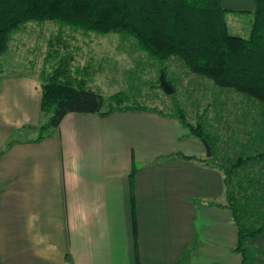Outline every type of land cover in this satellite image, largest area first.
<instances>
[{
	"label": "crops",
	"instance_id": "crops-1",
	"mask_svg": "<svg viewBox=\"0 0 264 264\" xmlns=\"http://www.w3.org/2000/svg\"><path fill=\"white\" fill-rule=\"evenodd\" d=\"M220 1L227 27L252 16L254 0ZM40 95L34 76L1 79L0 264H242L223 175L176 119L68 113L52 127Z\"/></svg>",
	"mask_w": 264,
	"mask_h": 264
},
{
	"label": "trees",
	"instance_id": "trees-1",
	"mask_svg": "<svg viewBox=\"0 0 264 264\" xmlns=\"http://www.w3.org/2000/svg\"><path fill=\"white\" fill-rule=\"evenodd\" d=\"M251 14L249 34L243 38L228 32L220 0H0V54L6 51L11 34L29 21H51L84 34L117 33L132 40L165 77L166 64L174 61L193 77L206 78L216 88L232 90L252 103L253 124L246 141L236 139L234 148L220 153L215 151L218 139L199 118L190 124L178 103L166 114L190 135L207 142L210 159L218 158L210 163L221 171L228 188L225 206L237 229L236 250L243 257L242 264H247L246 240L264 235V0H254ZM67 60V56L58 58L43 79L40 111L50 115L47 126L57 127L68 113L157 112L139 104L122 106L125 100L118 94L103 110L102 95L84 88L83 79L82 85L74 87L77 78ZM258 206L260 211H255ZM253 224L257 228L252 229ZM186 255L183 252L181 263Z\"/></svg>",
	"mask_w": 264,
	"mask_h": 264
},
{
	"label": "rangeland",
	"instance_id": "rangeland-1",
	"mask_svg": "<svg viewBox=\"0 0 264 264\" xmlns=\"http://www.w3.org/2000/svg\"><path fill=\"white\" fill-rule=\"evenodd\" d=\"M251 20L252 16L245 13L231 14L228 32L247 37ZM63 56H67L70 72L77 78L74 87L82 85L80 81L83 79L84 88L102 95L103 110H107L115 94L125 100L122 106L139 104L162 115L174 111L173 103H178L190 124H196L199 118L205 130L216 136L215 151L218 153L222 149L234 148L236 139L244 143L248 130L252 128V103L232 90L216 88L206 78L193 77L177 62L166 64V80L172 83L169 84L173 93L164 94L159 87V68L155 62L139 51L132 40L117 33L84 34L80 30L74 32L67 27L60 28L51 21L26 22L11 34L6 51L0 54V82L3 78L30 75L36 77L41 92L44 77L53 71L57 59ZM248 110H251L250 114ZM42 117H45L44 122L50 115L43 114ZM191 137L194 140L185 138V141L199 142L203 147L200 140ZM189 148L185 152L192 150V146ZM199 155L201 162L210 168V161L218 160L210 159L204 147ZM227 191L223 184L225 201ZM255 211H260L259 206ZM253 225L252 229L258 226ZM263 246L264 235L256 234L246 240L247 264H258Z\"/></svg>",
	"mask_w": 264,
	"mask_h": 264
},
{
	"label": "water",
	"instance_id": "water-1",
	"mask_svg": "<svg viewBox=\"0 0 264 264\" xmlns=\"http://www.w3.org/2000/svg\"><path fill=\"white\" fill-rule=\"evenodd\" d=\"M158 82H159V87L161 88L164 94L171 95L173 93V89L171 85L167 82L163 70H159ZM200 141L204 147L206 155L209 156L210 152H209V146L207 142L205 140H200Z\"/></svg>",
	"mask_w": 264,
	"mask_h": 264
}]
</instances>
